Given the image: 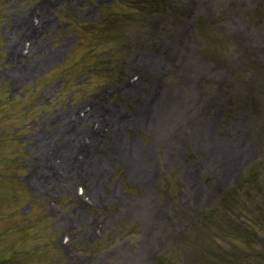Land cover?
<instances>
[{
	"label": "rangeland",
	"instance_id": "rangeland-1",
	"mask_svg": "<svg viewBox=\"0 0 264 264\" xmlns=\"http://www.w3.org/2000/svg\"><path fill=\"white\" fill-rule=\"evenodd\" d=\"M165 6L0 0V264H257L263 246L235 235L264 240V220L213 219L223 240L196 228L264 161V0ZM127 142L148 168L119 155Z\"/></svg>",
	"mask_w": 264,
	"mask_h": 264
},
{
	"label": "bare ground",
	"instance_id": "bare-ground-1",
	"mask_svg": "<svg viewBox=\"0 0 264 264\" xmlns=\"http://www.w3.org/2000/svg\"><path fill=\"white\" fill-rule=\"evenodd\" d=\"M101 111H102V108L101 107L100 108L93 107L91 109V111L86 115L84 121H87L88 119H90L91 117H93L95 115H99L101 113ZM138 118H140V117H138ZM83 119L84 118L80 117L78 119V121L84 122V121H81ZM117 121H118L117 120V117L114 115V117H112V126H113V128H114V130H115L116 133L119 131V129H121V125L118 126ZM122 127H123V123H122ZM93 134L96 135L94 132H93ZM54 138H55L54 135H49L46 138V140L51 141V140H54ZM164 141L167 142L166 139ZM91 143H92V141H91ZM127 143L129 145L125 144L123 146L125 148V150H127L126 152H124L120 148H117V149H119L118 150L119 151V155H122V157L127 158V160H128L129 163H135L138 168H142L143 170L146 169V168H148L149 166H147L148 162L146 160V156H145L144 152H140V149H138V147H137L138 151H136L135 148H133L134 147V142L132 143L133 145L131 143H129V142H127ZM77 144H78L77 139H76L75 142H72V143H64L63 144V149L60 151V153L63 152L62 153L63 157L65 159H68L70 157V152L73 149L72 147L73 146H76ZM127 154H128V157H127ZM92 161H93V164L95 163V165H96L95 175H99L101 178H103V173L107 170L108 166H106L105 164H100L99 163V166H100L101 171H102V173H100L99 172V166H98V158L97 157H94V159ZM98 199H99V196L96 198V201ZM138 204H141L142 206H144L142 202H139ZM135 210L137 211V209H135Z\"/></svg>",
	"mask_w": 264,
	"mask_h": 264
}]
</instances>
